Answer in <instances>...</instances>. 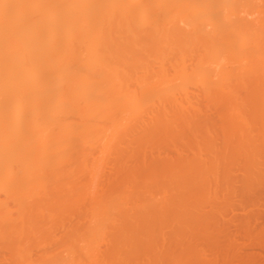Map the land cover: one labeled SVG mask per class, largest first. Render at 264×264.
<instances>
[{
  "label": "bare ground",
  "instance_id": "1",
  "mask_svg": "<svg viewBox=\"0 0 264 264\" xmlns=\"http://www.w3.org/2000/svg\"><path fill=\"white\" fill-rule=\"evenodd\" d=\"M261 71L264 0H0V257L254 263Z\"/></svg>",
  "mask_w": 264,
  "mask_h": 264
},
{
  "label": "rangeland",
  "instance_id": "2",
  "mask_svg": "<svg viewBox=\"0 0 264 264\" xmlns=\"http://www.w3.org/2000/svg\"><path fill=\"white\" fill-rule=\"evenodd\" d=\"M261 64H262V63H261ZM261 72L264 73V71H261ZM260 74H261V73H260ZM250 85H251V84H250ZM257 85H258V84H257ZM257 85H255V86H257ZM241 95H242V94H241ZM240 97H241V96H240ZM210 116H211V115H210ZM212 118H213V115H212ZM258 127H259V126H258ZM163 148H164V147L161 148V149L163 150L162 153H164V154L166 155L167 151L170 150V149L168 148V150L165 152ZM166 148H167V147H166ZM166 148H165V150H166ZM161 149H160V152H161ZM169 152H171V150H170ZM162 153H160V155H162ZM164 154H163V155H164ZM163 155H162V156H163ZM167 155L169 156V155H171V153H167ZM107 165H108V164H107ZM103 166H104V165H103ZM105 166H106V165H105ZM108 166L110 167V164H109ZM108 166H107V167H108ZM107 167H104V168L107 170ZM106 170H104V171H105V172H104V173H105V177H106ZM107 171H108V170H107ZM104 173H103V179H104ZM108 173H109V171H108ZM107 175H108V174H107ZM99 179H100V178H99ZM99 179H98V180H99ZM101 179H102V177H101ZM103 179H102V180H103ZM98 180H97V181H98ZM102 180H101V181H102ZM101 181H100V182H101ZM104 181H105V179L103 180V182H104ZM96 183H97V182H96ZM96 183H95V184H96ZM98 184H99V183H98ZM256 191H257V190H256ZM258 191H259V192H258ZM258 191H257V193L260 194V190H258ZM95 194H96V193H95ZM95 194H93L92 196H94ZM259 194H257V195H259ZM73 196H74V194H73ZM73 196H72V197H73ZM78 196L80 197L79 194H78L77 196L75 195V197H73V198H75V199H76V198L79 199V202H80L81 204H79V202H78V205L81 206L82 204L84 205L85 203L87 204V202H90V201H89V200L91 199L90 196H89V197H88V196H84V197H82V195H81V198H78ZM92 196H91V197H92ZM97 196H100V194H99V195L97 194ZM97 196L94 197V198H97ZM73 198H72V200H75V199H73ZM86 199H87V200L89 199V200L86 202ZM81 200H82V201H81ZM84 200H85V203H83ZM86 204L83 206V208H84L85 206H88V205H86ZM262 204H264V203H259L257 209H255V210L257 211L258 214H257V218H256L255 220L253 219L254 222L256 221V222L254 223V225H256V227L259 228V229L257 228L256 231H257V230L260 231V229H264V228H260V227H264V212H262V211H264V210H262V208H264V205H262ZM78 207H79V206H78ZM78 207H77V208H78ZM81 207H82V206H81ZM81 207H80V208H81ZM260 207H261V208H260ZM80 208H79V209H80ZM83 208H82L81 210H85L86 207H85L84 209H83ZM248 208L250 209L251 207H248ZM258 208H260V209H258ZM73 209H74V208H73ZM246 209H247V208H245V210H243V211H246L245 213H248L249 211L252 210V209H250V210H249V209L246 210ZM71 210H72V209H71ZM235 210H237V211H234V210H233L234 213H232V211H230V214H228V216H229L230 218H231V216H230L231 214H235V213H237L236 215H240V211H241V214H243V215L245 214V213H242L243 211H242L241 209H238V208H237V209H235ZM239 210H240V211H239ZM248 210H249V211H248ZM54 211H55V214H56V212L58 213V210L56 211V209H55ZM54 211L51 209L50 212H52V213L54 214ZM74 211H75V210H74ZM77 211H79V210H77ZM50 212H49V213H50ZM60 212H62V211H60ZM68 212H69V211H68ZM68 212H67V214H70V213H68ZM251 212H252V211H251ZM254 212H255V211H254ZM52 213H51V214H52ZM73 213H74V212H73ZM76 213H77V212H76ZM80 213H81V212H80ZM80 213H79V212H78L77 214L74 213V215L76 216V215H78V214H80ZM82 213H83V214H81V216H80V215H78V216L82 217V216L84 215V212L82 211ZM238 213H239V214H238ZM259 213H262V214L259 215ZM37 214H38V213H37ZM55 214H54V215H55ZM71 214H72V213H71ZM74 215H73V214H72V215H69V218H70V219H71L72 217L74 218V217H75ZM236 215L234 216L235 218H236ZM245 215H247V214H245ZM251 215H252V214H251ZM59 216H60V215H59ZM70 216H71V217H70ZM78 216H76L75 218L77 219ZM33 217H34V219H35V218H39V215L34 214ZM62 217H63V218H62ZM64 217L66 218V214H65L64 216L62 215V216H61V219L58 217V215L54 216V218H57L56 220H59V222L56 221V222H57V223H56L57 226H55V225H56V224H55V225H53V226H55V228L52 227V229H55V230H53L52 232L54 233V235L56 234V235H55L56 237H57V232H60V233H58V234H61V231L63 230V228H65V226L63 227V225H64V223L66 224L67 220H66V222H65V221H64V219H65ZM242 217H243V216H242ZM253 217H254V216H253ZM67 218H68V217H67ZM67 218H66V219H67ZM232 218H233V217H232ZM238 219H241V218L238 217ZM260 219H261V220H260ZM37 220H38V219H36V221H37ZM39 220H41V219L39 218ZM60 220H61V222H62V225H61V224H60V225L58 224V223H60ZM68 220H69V219H68ZM234 220H235V219H234ZM32 221H33V220H32ZM41 221H42V220H41ZM41 221H37L36 224L39 225V224L41 223ZM69 221H70V220H69ZM72 221H73V219H72ZM72 221H71V222H72ZM231 221H233V219H232ZM258 221H259V223H258ZM39 222H40V223H39ZM63 222H64V223H63ZM234 222H235V221H234ZM234 222H231L232 225H234V226H233V227H232V226H229V230H230V233L232 232L231 235H234V238H235V240H236V241H235V242H236V243H235V248H236V245H237V249L239 248V246L242 245V247L239 248V250H241V251H240V254H242V253H246V254H243V256H245V257H246V256H247V257H250V258L253 260L252 262H254V263H252V264H258V262H259L260 260H261V261L259 262V264H261V263L264 264V256H262V255H264V243H262V244H261V242H259V243H257V242H256V243H255V242H252V243H251L250 241L246 240V239L243 237V235H242L243 233H242L241 231H239V230H240L239 228H237V227H239V226H236V225H235V223H236L237 221H236L235 223H234ZM32 223H33V225H34L35 221H33ZM38 223H39V224H38ZM43 223H44V222H43ZM68 223H69V222H68ZM68 223L66 224V225H68L67 227H69V225H70V223H69V224H68ZM237 223H238V222H237ZM237 223H236V224H237ZM261 223H262V224H261ZM41 225H42V223H41ZM230 225H231V224H230ZM238 225H239V224H238ZM258 225H259V226H258ZM58 226H59V228H58ZM235 227H236V228H235ZM60 228H61V230H60ZM231 228H232V229H231ZM234 228H235V229H234ZM56 229H59V231H58V230L56 231ZM65 229H67V228H65ZM236 229H237V231H236ZM234 230H235V231H234ZM240 232H241V233H240ZM262 232H264V230H262L261 232H258V234L260 235ZM235 234H236V235H235ZM262 234H264V233H262ZM237 235H238L239 237H238ZM240 235H241V236H240ZM236 237H237V238H236ZM262 237H264V236H262ZM240 238H241V239H240ZM243 239H244V240H243ZM13 241H15V240H13ZM13 241H11L12 244H13ZM17 241H18V240H17ZM37 241H38V240H37ZM237 241H238V242H237ZM247 241H248V242H247ZM2 242H4V241H2ZM2 242H1V243H2ZM11 242H10V243H11ZM22 242H23V241H22ZM32 242H33L35 245H37V244L39 243L37 246H35V245H33V244L31 245V246H33V247H36V248H33V253L36 251L35 249H38V248L40 247L39 245L43 244V245H42L43 248L41 247V248L43 249V251H44V249H45V248H44V245H47V242H46L45 244H44V243H41V244H40L39 241H38L37 243H35L36 241H32ZM240 242H241V245H240ZM246 242H247V243H246ZM18 243H19V241H18ZM18 243L16 244V242H14L13 245L16 244L17 247L19 246L18 248L21 247V248H20L21 252H22V249H23V252H24V253H26L25 251H30L29 253H32V250H31L32 247H30V249L27 248L28 246H27L26 244H27L28 242H25V241H24L23 243L20 242L22 245H24V244L26 243L25 245H26L27 247H25V245H24V246H22V245L20 246V245H18ZM20 243H19V244H20ZM29 243H30V242H29ZM48 243H49V242H48ZM52 243H53V242H51V243H49V244L53 245ZM12 244H8V245H6V246L11 247ZM244 244H246V245H244ZM251 244H252V245H251ZM255 244H256V245H255ZM258 244H260V245H258ZM0 245H1V244H0ZM4 245H5V244H4ZM51 245H49V246H51ZM165 245L167 246V244H165ZM165 245L163 244V247H165ZM243 245H244L245 247H244ZM6 246H5V247H6ZM49 246H47L48 248H46L47 251H48V249H50ZM53 246H55V248L58 247V245H56V243H54ZM101 246H103V244H101V245L99 244V248H98V249H100ZM250 246H251V247H250ZM2 247L4 248L3 245H2ZM13 247H14V246H13ZM17 247H15V249H17ZM24 247L27 248L28 250H25ZM51 247H52V246H51ZM243 247H244V248H243ZM246 247H247V248H246ZM255 247H256V248H255ZM52 248H53V247H52ZM52 248H51L50 250H52ZM55 248H54V249H55ZM104 248H106L105 245H104ZM104 248L102 247L101 249H103V251H104V250H105ZM242 248H243V249H242ZM245 248H246V249H245ZM6 249H9V248L6 247ZM6 249H5V250H6ZM39 249H40V248H39ZM39 249H38V250H39ZM46 249H45V252H46ZM154 249H155V247H154V248L152 249V251H151V253H152L153 255H154L153 252L156 250V249H155V250H154ZM9 250H12V249H9ZM17 250H19V249H17ZM20 250H19V251H20ZM34 250H35V251H34ZM38 250H37V251H38ZM40 250H41V249H40ZM95 250H96V249H95ZM153 250H154V251H153ZM260 250H262V251H260ZM3 251H4V249H3ZM13 251H15V250H12L11 253H12ZM19 251H17V252H19ZM43 251H42V252H43ZM99 251H100V250H99ZM101 251H102V250H101ZM101 251H100V253H101ZM237 251H238V250H237ZM243 251H244V252H243ZM256 251H258V253H257ZM23 252H22V254H21V253H18V254H21L19 257L16 255V252H15V255L12 253L16 258H20V259H21V260L19 259L18 261L15 260L16 258L13 257L12 254H10V255L13 257V260H14L15 262H16V261L18 262V264H24V263L26 264L27 261L29 262V260L32 259V257L29 256L30 259L28 260V255H29V254L27 255L28 252H27L26 254H24ZM97 252H98V251H97ZM97 252H94V254H95V255H96V254H100V253H97ZM238 252H239V251H238ZM252 252H253V254H252ZM254 252H256V253H254ZM261 252H262V253H261ZM1 253H2V255L7 256L10 252L8 253V251H7V254H6V251H5V252H4L5 254H3L2 250H1ZM37 253H38V252H37ZM40 253H41V251H39L38 254H40ZM151 253L148 254L149 256H148V255H145L147 258L150 257L149 259H151V261L149 260V261H150L149 263H148V261H145L144 258H143V261H145V262L140 261L141 258H142V256L144 257V255H142L140 259H136V260H138V261H136L137 264H146V262H147V264H153V263L155 262V260H158V259L160 260V259H162V257H161V258L157 257V258H158V259H157L156 256L154 255L156 259L153 260L154 258H153V256L150 255ZM23 254H24V255H23ZM60 254H61V253H60ZM102 254H103V252H102ZM102 254H101V255H102ZM248 254H249V256H248ZM257 254H258V255H257ZM0 255H1V254H0ZM10 255H9V256H10ZM22 255H23L24 257H22ZM26 255H27V256H26ZM35 255L37 256V254L34 253L33 257H34ZM63 255H64V258H67L65 254H63ZM101 255H99V256H101ZM260 255H261V256H260ZM5 256H4V257L1 256L0 258L3 259V258H5ZM11 256H10V257H11ZM99 256H97V257H99ZM102 256H103V255H102ZM102 256L99 257V258L96 257L97 259H95V256H94L93 259L97 261V260H99L100 258H102ZM139 256H140V255H139ZM139 256H138L137 258H139ZM206 256H207V255H206ZM209 256L212 257L211 255L208 254V258H210ZM251 256H252V257H251ZM254 256H255V257H254ZM7 257H8V256H7ZM26 257H27V258H26ZM57 257H58V256H57ZM61 257H62V256H61ZM146 257H145V258H146ZM151 257H152L153 259H152ZM8 258H9V257H8ZM14 258H15V259H14ZM22 258H23V260H22ZM25 258L27 259L26 262L24 261ZM35 258H36V257H35ZM55 258H56V257H55ZM55 258H54L53 260H55ZM59 258H60V257H59ZM59 258H58V260H62V259H63V258H62V259H61V258L59 259ZM84 258H85V261H83L82 259H77V260H75L76 262L74 261V262H72V263H74V264L77 263V264H78V263H81V260H82V262H84V263L86 262V263H88V264H91V262H93L94 264H95V263L98 264V262H95L94 260H92V258H91L90 260H88V259L86 260L87 257H84ZM88 258H90V257H88ZM9 259H11V261H9V260L7 259L8 262H10L11 264H16V263H12V262H14V261H12V258H9ZM26 259H25V260H26ZM3 260H4V259H3ZM63 260H65V259H63ZM63 260H62V262H64V263L66 264V262L63 261ZM101 260H104V259L102 258ZM147 260H148V259H147ZM7 261L5 260V261H1V262L4 263V262H7ZM21 261H23V263H22ZM31 261H32V262H31ZM31 261H30L31 264H32V263L35 264L36 262L38 263V260H35L34 258H33V260H31ZM34 261H35V262H34ZM66 261H67V260H66ZM77 261H78V262H77ZM160 261H161V262H162V261H163V262H166L167 260H166V258H165V260L162 259V260H160ZM217 261H218V262H217ZM217 261H216V262H217L216 264H220L219 260H217ZM230 261H231V262H230ZM230 261H229V263H231V264H232V263H233V264H235V263H236V264H238V263H239V264H243V263H244V262H242L243 260H242V261H241V260L238 261V259L235 260V261H234V260H230ZM255 261H256V262H255ZM1 262H0V263H1ZM8 262L5 263V264H8ZM102 262H103V261H102ZM156 262H157V261H156ZM234 262H235V263H234ZM241 262H242V263H241ZM30 263H29V264H30ZM67 263H68V262H67ZM93 263H92V264H93ZM246 263L249 264L250 262H249V263H248V262H245V264H246ZM1 264H2V263H1ZM62 264H63V263H62ZM133 264H136V263H133Z\"/></svg>",
  "mask_w": 264,
  "mask_h": 264
}]
</instances>
